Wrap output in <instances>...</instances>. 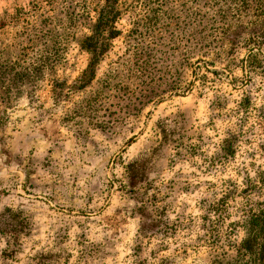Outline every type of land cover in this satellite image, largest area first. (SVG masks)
<instances>
[{"label":"rangeland","instance_id":"1","mask_svg":"<svg viewBox=\"0 0 264 264\" xmlns=\"http://www.w3.org/2000/svg\"><path fill=\"white\" fill-rule=\"evenodd\" d=\"M33 1L0 0V264H264V0H141L153 40L123 15L86 77L98 0Z\"/></svg>","mask_w":264,"mask_h":264},{"label":"trees","instance_id":"2","mask_svg":"<svg viewBox=\"0 0 264 264\" xmlns=\"http://www.w3.org/2000/svg\"><path fill=\"white\" fill-rule=\"evenodd\" d=\"M128 1L131 2L128 3ZM140 1L141 0H98V3H96L92 11L94 15L88 14V16H86L83 26H85L87 32L79 33L77 41L79 47L90 55L89 63L83 74L84 77L93 75L94 65L106 57V53L112 47L114 40L119 36L120 31L117 29V24L118 20L123 15L133 14L132 16H135L137 20L135 23L136 27L144 31V34L148 36L150 41L153 40L154 33L158 31L157 19L154 16H148L150 9L148 12H145L144 15H139V12L134 13L136 11V7L134 6L139 5ZM39 3L40 0H34L32 3L29 2L28 6L37 9ZM25 15H27V12L24 7L15 9L14 14L4 11L1 18V25H4L6 21ZM137 16H140V18H137ZM254 60L255 54L249 55L248 63L252 65L256 61ZM256 63H259V61H256ZM248 225L250 228L249 237L253 239L249 243L252 245V243L256 244L257 240L258 243L263 241L264 217L261 219L257 216L253 221H249Z\"/></svg>","mask_w":264,"mask_h":264}]
</instances>
